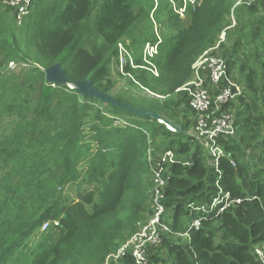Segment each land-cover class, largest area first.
Returning <instances> with one entry per match:
<instances>
[{"label": "trees", "instance_id": "1", "mask_svg": "<svg viewBox=\"0 0 264 264\" xmlns=\"http://www.w3.org/2000/svg\"><path fill=\"white\" fill-rule=\"evenodd\" d=\"M233 1L189 0L180 16L175 10L184 0H32L29 16L13 29L0 11V62L27 64L0 73V264H16L30 244L28 264H105L152 215L150 158L166 151L176 159L161 199L169 232L148 249L147 264H261L254 250L264 255V0L237 9L227 29ZM223 31L233 40L228 74L242 97L233 105L236 135L220 141L226 153L220 179L189 134L192 117L177 118L187 135L130 113L138 121L125 118L123 126L124 111L45 81L44 71L57 63L69 81L88 80L118 102L165 119L180 106L173 95L189 108L176 91ZM155 32L158 78L129 64L116 71L131 89L140 86L163 101L113 94L117 44L129 40L134 63L142 66L141 49L156 42ZM178 134L186 140L177 142ZM217 181L240 202L217 216L191 212L189 205H210ZM71 185L74 201L65 196ZM85 186L93 190L82 192ZM198 218V229L179 236ZM47 221L58 225L42 232ZM109 264L135 262L125 255Z\"/></svg>", "mask_w": 264, "mask_h": 264}, {"label": "built area", "instance_id": "2", "mask_svg": "<svg viewBox=\"0 0 264 264\" xmlns=\"http://www.w3.org/2000/svg\"><path fill=\"white\" fill-rule=\"evenodd\" d=\"M187 1L189 0H184L183 7L175 10L180 16L184 13L185 2ZM190 1L191 4L194 2V0ZM256 1L258 0H234L230 16L231 26L235 24L234 12L239 8L248 7ZM0 4L11 10L17 25H20L32 10V0H0ZM155 34L156 42H147L141 49L142 66L135 65L133 55L126 43L120 41L117 44V67L121 73L124 66L129 64L133 69H144L155 77L158 76L152 59L159 53L161 40L156 32ZM212 51L213 49L206 51L193 63L190 80L178 89L176 93L180 92L186 95L188 107L192 111L191 117L194 119L193 127L189 134L202 144L208 156V164L220 179V162L226 157L220 141L236 135V110L233 105L239 97H242V88L238 82L230 78L226 61ZM0 63V73H15L25 66L24 63L13 61ZM149 94L152 95V93ZM150 161L153 184V189L151 190L152 215L148 217L147 222L130 239L121 245L115 253L106 258L105 264L116 263L125 255H130L135 264H147L148 249L160 244L161 235L169 231L168 226L162 221L164 207L161 204V199L163 196L162 189L166 184V180H168V177H165L167 168L171 164L176 163V159L171 151H166L155 158H150ZM181 164L184 166L190 165L189 162ZM215 186L217 188L216 195L212 198L207 208L189 205V210L196 213L202 212L208 216L215 213L217 216L231 204L240 202L239 200L232 201L230 194L223 191L218 181ZM200 221L201 218L194 219L186 233L180 236L186 237L187 233L193 228L198 229ZM48 227L49 223H43L41 231H46ZM254 254L259 258L261 264H264V255L259 248L254 250Z\"/></svg>", "mask_w": 264, "mask_h": 264}, {"label": "rangeland", "instance_id": "3", "mask_svg": "<svg viewBox=\"0 0 264 264\" xmlns=\"http://www.w3.org/2000/svg\"><path fill=\"white\" fill-rule=\"evenodd\" d=\"M0 11H2V13H4L3 14V20H4V22L6 23V27H8V28H10V29H13V28H16L17 26H16V22H15V20H13V18L11 17V15H12V13L10 14V13H5L4 12V9L2 8H0ZM254 18H258L257 16H254ZM229 21H230V24H232V22H231V19L229 18ZM231 27H233V26H230V27H228L227 29H229V28H231ZM223 34V35H222ZM222 34L219 36V40H218V42L215 44V46L213 47V48H211V50L213 49V51L212 52H214V53H216L218 56H220V57H222L226 62H227V64H228V59H229V61L232 59V58H234V56H232L231 55V52H230V50L233 48V40L232 41H228V39H226V37H225V31H223L222 32ZM222 36V37H221ZM232 36H235V35H232ZM15 37H17V34H15ZM236 37V39H237V36H235ZM124 41H125V43H126V41L127 42H130L129 40H125L124 39ZM127 45V47H129L130 46V44H126ZM131 47V46H130ZM129 47V48H130ZM215 48V49H214ZM131 49V48H130ZM246 52H247V50L246 49H243V52H241V53H238V58L237 59H241V57H242V55L243 54H246ZM133 53H134V51H133ZM157 57L158 56H156V57H154L153 59H152V61H153V65L156 67V69L158 70V68H157V66H156V62H155V60L157 59ZM235 59H236V57H235ZM117 65H113L112 67H111V69H110V77H111V79H112V83H113V85H114V90H113V94L114 93H116V92H122V93H130V95H133L134 97H142V96H146L147 98L148 97H155V98H157V99H160L161 101H163V99H161V97L160 96H158V97H156L154 94H152V95H150L149 93H151L150 91H148V90H146L145 89V91H144V88H142V87H137V86H134L135 88H133V89H131L130 87H129V85H128V80H126V78L125 77H121V76H117V71H116V69H117V67H116ZM21 67V66H20ZM27 67V64H25V66H23L22 68H20V71H21V69H23V68H26ZM18 72V71H17ZM166 72V71H165ZM165 72H164V74H165ZM20 73V72H19ZM157 74H158V76H159V73H158V71H157ZM152 75V74H151ZM154 76V75H153ZM158 76L156 77V78H158ZM155 77V76H154ZM131 78V77H130ZM230 78L232 79V80H234L233 78H232V76L230 75ZM235 82H237L236 80H234ZM149 93H148V92ZM179 94H181L180 92H179ZM182 98V97H181ZM179 96H178V94L177 95H173V97H172V99L174 100V102H179L180 101V106L178 107V108H174V107H172L171 109H169V112L167 111V113H168V115L166 116V118H165V120H167L169 123H171L172 125H173V129L174 130H180L181 131V133L182 132H186V131H184V129H181L180 127H179V125L177 124V122H179L178 120H177V118H183V116H186V120H188L191 116H192V111L189 109V108H187L186 107V104L185 103H181V101H182V99H181ZM188 110H187V109ZM172 112V115L171 114H169V113H171ZM126 113V112H125ZM129 113H127V114H122L121 116H122V118H120V119H122V122H120L121 124H123V126H125V123L123 122V120L126 118V119H130V117L131 118H134V120H136V121H138V119L136 118V117H133V116H130V115H128ZM179 117H178V116ZM6 117H4V123L6 122L7 123V121H6V119H5ZM119 121H121V120H119ZM119 121H115V122H119ZM115 122H114V124H115ZM191 128V127H190ZM190 128H188V130H190L189 131V133L191 132V129ZM168 129H171L172 130V128H170L169 126H168ZM179 134H180V132H179ZM178 134V135H179ZM176 139L178 140L177 142H179V140L180 141H185L186 139H185V137L183 136V134L182 135H179V136H177L176 137ZM95 148V147H94ZM156 153H160L159 151H156ZM155 158V157H154ZM93 190V188L92 187H89V186H85L84 188H83V190H82V192H84V191H87V190ZM65 196L68 198V200L69 201H74L75 199H76V197H77V192H76V188L74 187V186H69V187H67L66 188V190H65ZM145 216V215H144ZM145 222H147V219L146 220H144V221H141V222H138L137 224H136V228H135V232L140 228V227H142L143 225H144V223ZM47 223H49V227L48 228H52V227H57V225H58V221H47ZM169 232V231H168ZM167 232V233H168ZM180 236V235H179ZM182 238H185L184 236H181ZM130 239V238H129ZM32 248H33V244H30V247L26 250V251H24L20 256H19V258H18V260H17V262H16V264H28V263H30V258H29V253L31 252V250H32Z\"/></svg>", "mask_w": 264, "mask_h": 264}, {"label": "water", "instance_id": "4", "mask_svg": "<svg viewBox=\"0 0 264 264\" xmlns=\"http://www.w3.org/2000/svg\"><path fill=\"white\" fill-rule=\"evenodd\" d=\"M45 74V81L48 84H54V85H60L63 87H66L70 91H73L80 96H89L92 98L97 99L100 101L103 105H110L114 108H117L121 111H124L126 113H130L133 115H136L138 117H144V118H151L158 123L164 124L167 128L168 126L172 128L171 131L180 132V130H174L173 125L169 123L167 120L162 118L160 115L155 114L154 112H146L139 109H136L132 106L123 104L115 100L113 97L106 93H102L98 91L94 86H92V83L88 80L86 81H69L65 75L63 69L59 66V64H54L50 68L46 69L44 71ZM184 133V132H182ZM187 135V133H184Z\"/></svg>", "mask_w": 264, "mask_h": 264}]
</instances>
